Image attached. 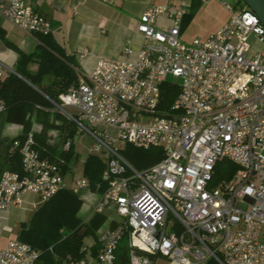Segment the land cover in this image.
<instances>
[{
    "label": "built area",
    "instance_id": "1",
    "mask_svg": "<svg viewBox=\"0 0 264 264\" xmlns=\"http://www.w3.org/2000/svg\"><path fill=\"white\" fill-rule=\"evenodd\" d=\"M223 6L230 21L208 41L191 43L181 40L183 7L170 1L149 9L139 21L137 51L127 47L119 59H100L54 103L79 135L92 139L105 164L107 189L95 213L115 206L119 217L95 259L69 264H116L124 241L131 264H156L157 257L172 264H264V57L250 41L264 44V25L247 6ZM161 16L172 26L159 28ZM0 17L27 34H51L49 20L27 0L1 4ZM7 71L0 63V84ZM170 78L181 82L180 93L161 110ZM5 110L0 101V114ZM128 146L162 149L164 158L139 171L122 153ZM11 151L20 155L22 172L2 174L0 214L21 207L26 194L39 196L36 209L66 190L64 164L43 158L32 132ZM87 188L83 178L72 191ZM41 254L16 240L0 249V264H37Z\"/></svg>",
    "mask_w": 264,
    "mask_h": 264
},
{
    "label": "crops",
    "instance_id": "2",
    "mask_svg": "<svg viewBox=\"0 0 264 264\" xmlns=\"http://www.w3.org/2000/svg\"><path fill=\"white\" fill-rule=\"evenodd\" d=\"M10 1L0 0V5L8 4ZM170 1L175 6L183 7L187 12L182 23L181 37L188 28H194L196 25L205 29L210 27L211 31L194 35L198 37L195 40L206 42L230 21V13L223 6L224 0H27V3L49 20L51 23L50 37L64 50L68 60L74 57L79 62L80 68L71 65L78 71V78H80L96 68L100 59H119L127 47L137 51L143 40L138 32L141 16L149 9L164 6ZM156 24L159 28L166 29L172 26V21L161 16ZM250 41L252 52L260 53L264 57V44L259 42L255 36H252ZM40 46L41 42L37 36L17 29L5 18L0 17V63L8 69L5 80L15 74L19 52L29 56L38 52ZM82 51L88 53L84 59H81L79 55ZM29 71L33 74L37 73L38 64H31ZM52 115H55L54 112L51 113V122L53 121ZM30 118L33 123L32 133L39 136L43 130L40 111L35 109ZM55 125L62 127L64 122L56 120ZM72 129L76 130L71 126L69 129L63 127L48 133L47 143L53 148L48 158L60 157L63 147L60 143L61 141L64 143L66 135ZM23 134V126L8 123L7 115H0V141L3 148L9 147L14 140L23 137ZM76 136H81L77 130L74 138L70 139L73 142L77 160L68 164L69 170L65 173L66 190H73L76 181L86 179L84 176L85 162L90 155H95L92 152L93 145L90 149L86 147L83 150L82 148L77 149ZM56 141H58L57 145ZM84 154L87 155L83 160ZM3 162L4 156L0 157V164ZM81 164L82 168H80ZM78 172H80L79 177H77ZM84 191H86V196L82 195ZM78 195L84 202L78 217L83 224H88L96 215L95 210L102 194L94 193L87 188L81 190ZM39 202V196L26 194L21 207L12 208L8 213L0 214V249L18 240L19 232L39 208L35 209L33 204ZM83 210H85V218L80 217ZM109 211L116 212L115 206L108 207L101 215L106 216ZM112 222H117V220H112ZM107 230H111L110 226ZM104 231L102 227L96 234L101 235ZM102 239L103 236L98 238L92 254L87 259L96 258L97 248L101 246ZM85 250L87 252L86 248ZM84 258H86L85 255ZM70 261L71 257L67 256L61 264H69Z\"/></svg>",
    "mask_w": 264,
    "mask_h": 264
},
{
    "label": "trees",
    "instance_id": "3",
    "mask_svg": "<svg viewBox=\"0 0 264 264\" xmlns=\"http://www.w3.org/2000/svg\"><path fill=\"white\" fill-rule=\"evenodd\" d=\"M244 6L246 5L242 0H239L237 7ZM37 37L41 42L39 51L29 56L19 52L15 74L0 84V101L6 106V110L0 115L6 114L8 123L23 126V137L16 139L23 141L32 132L31 114L35 109L40 111L43 130L39 136L34 135L36 149L43 158H48L49 152L53 151L47 143L48 133L63 127L71 128L61 116H56V120L64 122L62 127L56 126L54 121L51 122V113L55 112L54 103L58 102L61 94L78 86L79 78L78 71L71 65L64 50L51 39L50 35ZM31 64H38L37 73L33 74L29 71ZM161 90L160 108L168 110L177 99L180 89L177 84L166 82ZM75 135L76 130L72 129L65 137L60 157L49 158L64 164V173L69 170L68 164L77 160L73 144L69 151H65L67 141L73 139ZM12 143L7 148L0 147V157L4 156V162L0 164V179L6 171L22 172L21 157L18 153L11 151ZM122 153L139 171L151 168L164 158L162 149L157 148L145 151L128 146ZM225 164L234 174L236 167ZM104 171L105 164L99 156L90 155L87 158L84 176L89 181L92 192L103 194L106 191L107 185L103 182ZM83 205L84 202L78 194L72 190H62L50 201L40 205L30 221L23 226L19 232L18 241L42 253L37 264H61L67 256H70L72 260L84 258L85 237L99 232L106 224L107 217L96 214L88 224H83L78 217ZM116 226L117 222H112L110 228L115 229ZM125 245H127L126 241L118 248L116 264H131L129 250ZM97 249L99 251L100 247ZM152 260L155 259L152 258Z\"/></svg>",
    "mask_w": 264,
    "mask_h": 264
},
{
    "label": "rangeland",
    "instance_id": "4",
    "mask_svg": "<svg viewBox=\"0 0 264 264\" xmlns=\"http://www.w3.org/2000/svg\"><path fill=\"white\" fill-rule=\"evenodd\" d=\"M224 2L225 3H228V4H230V5H235V6H238V3H239V0H224ZM212 30V28H207V29H205V28H203V27H200L199 25H196L194 28H188L187 30H186V32L183 34V36L181 37V40L183 41V42H185V43H191V42H193L195 39H197L198 37H196V36H194V35H196V34H198V33H205L206 31L208 32V31H211ZM170 81L171 82H173V83H176V84H180L181 82L180 81H178V80H175V79H173V78H170ZM54 114L55 115H52V120L55 122L56 121V116H61L60 114H58L57 112H54ZM40 117V116H39ZM62 117V116H61ZM63 118V117H62ZM63 120L65 121V123L67 124V125H70V126H72V127H74L72 124H70L67 120H65L64 118H63ZM75 128V127H74ZM113 133V135H115V131H113L112 132ZM57 142L58 141H56V145H57ZM61 144H63L62 143V141H61V143H60V145ZM75 145H76V147H77V149H81L82 148V150H83V148L84 147H86L87 149H90L91 147H92V145H93V142H92V139L89 137V136H87V135H81V136H76V138H75ZM61 147V146H60ZM93 152V151H92ZM87 153V152H86ZM85 155H87V154H84V156H82V159L84 160L85 159ZM83 160H82V162H83ZM80 168H82V164H81V166H80ZM80 172H78V174H77V177H79L80 176V174H79ZM86 191H84L83 192V196H86V193H85ZM107 222H106V224L103 226V230H105L101 235L100 234H95V235H93V234H88L86 237H85V239H84V247L87 249V252H86V254H85V257L86 258H89L90 257V255L92 254V251H93V249H94V247H95V245H96V243L98 242V238L100 237V236H103L104 237V235L106 236V233H107V229H108V227L110 226V223H111V221L112 220H119V218H118V216H117V214H116V212H112V211H109V212H107ZM80 217L81 218H85L86 217V215H85V210H83L82 211V213L80 214ZM127 248H128V244L127 245H125ZM128 250H129V248H128ZM156 264H172L171 262H169L167 259H165V258H162V257H157L156 258Z\"/></svg>",
    "mask_w": 264,
    "mask_h": 264
},
{
    "label": "water",
    "instance_id": "5",
    "mask_svg": "<svg viewBox=\"0 0 264 264\" xmlns=\"http://www.w3.org/2000/svg\"><path fill=\"white\" fill-rule=\"evenodd\" d=\"M242 2L255 13L264 25V0H242ZM69 61L75 68H80L79 62L74 57H70Z\"/></svg>",
    "mask_w": 264,
    "mask_h": 264
}]
</instances>
